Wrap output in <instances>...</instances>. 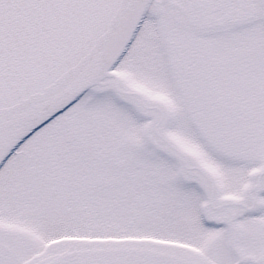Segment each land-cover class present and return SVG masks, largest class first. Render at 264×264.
I'll use <instances>...</instances> for the list:
<instances>
[{"label":"snow or ice","instance_id":"1","mask_svg":"<svg viewBox=\"0 0 264 264\" xmlns=\"http://www.w3.org/2000/svg\"><path fill=\"white\" fill-rule=\"evenodd\" d=\"M0 264H264V0H0Z\"/></svg>","mask_w":264,"mask_h":264}]
</instances>
